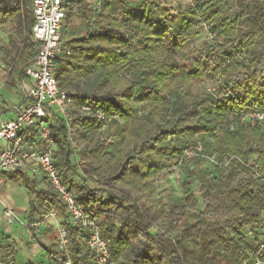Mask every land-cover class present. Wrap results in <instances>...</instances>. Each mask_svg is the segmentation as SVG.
<instances>
[{
	"label": "trees",
	"instance_id": "16d2710c",
	"mask_svg": "<svg viewBox=\"0 0 264 264\" xmlns=\"http://www.w3.org/2000/svg\"><path fill=\"white\" fill-rule=\"evenodd\" d=\"M94 1L65 0L64 23L77 17L85 27L79 36L62 34L55 79L75 106L100 109L108 122L77 110L69 130L48 119L61 182L97 218L115 264H243L251 247L242 232L264 215V122L250 126L229 115L264 110V0H188L174 9L171 0ZM34 23L31 0H0V28L10 30L0 47L9 88L37 56ZM204 34L214 38L195 46ZM11 110L3 103L0 115ZM121 133L129 143L112 152ZM197 143L200 156L181 164L179 194L158 197V177ZM212 155L230 160L205 166ZM2 178L24 188V229L49 264H63L56 230L45 223L50 213L63 224L69 219L59 194L42 174ZM64 227L72 263L91 264L88 229ZM17 256L0 232V264Z\"/></svg>",
	"mask_w": 264,
	"mask_h": 264
},
{
	"label": "built area",
	"instance_id": "2783aa9c",
	"mask_svg": "<svg viewBox=\"0 0 264 264\" xmlns=\"http://www.w3.org/2000/svg\"><path fill=\"white\" fill-rule=\"evenodd\" d=\"M31 6L35 20L32 37L37 44V56L23 75L22 86L27 102L0 115V186L3 183L2 175H13L21 171L29 176L44 175L69 212V219L64 224L54 213L45 217V223L56 230L57 250L64 256L63 264H73L68 253L64 226L75 224L89 231L85 245L92 254L91 264H115L109 255L108 243L100 237L97 218L91 217L88 209L75 201L72 192L59 178L54 159V143L48 126V119L57 117L69 130L73 110L94 118L103 125L108 120L100 109H93L89 105L75 106L72 95L61 92L57 87L55 76L58 58L63 50L61 29L67 14L65 0H31ZM168 7L175 8L172 4ZM95 8L99 9V3ZM212 38L214 35H209V39ZM3 86L4 83L0 84V99ZM229 117L236 119L235 123L253 126L256 122H264V110H248L238 115L230 113ZM235 125L231 123L230 129ZM201 152V143L184 148L180 157L166 169L168 180L174 183L181 173L182 162L199 157ZM255 159L256 157L249 162ZM229 160V157L223 156L219 161L216 155H212L205 158L204 164L211 167L219 162L226 164ZM74 163L80 168L79 160L75 159ZM258 170L257 166L253 168L254 173ZM0 219L8 229L15 225L27 228L24 218L9 207L3 206ZM32 226L36 227L37 223ZM242 234L251 247L243 264H264V215L255 226L245 228ZM13 241L20 248V242L17 239Z\"/></svg>",
	"mask_w": 264,
	"mask_h": 264
},
{
	"label": "rangeland",
	"instance_id": "374dc122",
	"mask_svg": "<svg viewBox=\"0 0 264 264\" xmlns=\"http://www.w3.org/2000/svg\"><path fill=\"white\" fill-rule=\"evenodd\" d=\"M190 1L188 0H171V4L174 7H184L186 5L189 4ZM237 3L240 2V0L236 1ZM229 8V12L235 9V5H231L229 4L227 6ZM77 17H74V19H71L69 22L64 23V25L62 26V34L64 39H66L67 37L70 36H79L83 30V28L85 27V24L83 21L80 20H76ZM10 35V30L8 28H0V47L2 46H6L7 44V38ZM206 35H202L199 36L195 41H194V45L195 46H200L203 45L205 43H207L208 40H210L209 38L206 40L205 39ZM0 58H1V54H0ZM178 80L175 81L174 83L177 84ZM92 86V77H85L83 79V87L85 92H89ZM207 87H209V85L204 84L200 86L201 90H205L207 89ZM142 105V104H140ZM16 108V107H14ZM13 111V110H11ZM106 129L103 128L102 131H104ZM129 143V139L127 137V134L125 133H121L114 145L111 147V151L115 152L117 149L119 148H126L127 145ZM167 171L164 170L162 172V174L158 177V179L156 180L155 183V191H156V195L161 198H164L166 195L168 194H179V182H180V177H181V173L178 175L179 177L177 178V180H175V184L170 182L168 180V176L167 175ZM74 181H77L78 179L76 178V176H72L71 177ZM3 179V184L0 186V199L1 200H7L9 201V206L14 209L15 207L20 209L22 207H28V200H27V196H26V192L24 190V188H22L19 184L17 183H13L7 179ZM26 212L24 213L23 217L25 216ZM22 217V215H21ZM41 229H43V226H39L38 231L41 232ZM27 234L30 236L29 232H27ZM31 238V236H30ZM30 243H34L32 238H31V242ZM24 254V251H18V263L20 264L21 261V257Z\"/></svg>",
	"mask_w": 264,
	"mask_h": 264
},
{
	"label": "crops",
	"instance_id": "0c3cea01",
	"mask_svg": "<svg viewBox=\"0 0 264 264\" xmlns=\"http://www.w3.org/2000/svg\"><path fill=\"white\" fill-rule=\"evenodd\" d=\"M85 1H86V3L90 4L91 6H93V3L95 2L94 0H85ZM72 19H74V17ZM76 20L81 21V19H79V18H77ZM23 66H24V64L21 63L19 65V68H21ZM5 76H6V73L4 71L2 61L0 58V84L4 83V86L2 88V99H1L0 106L3 103H5L7 106V109H14V107L20 106L22 104L23 98H25L24 89L22 86L23 76H21V78H20L18 74H15L12 77L14 85L11 86L10 88L7 87L5 84ZM8 112H10V111H8ZM3 206L11 208L9 206V201L0 199V214H1V210H2ZM13 210L20 217L22 215V218H24L23 215L27 211V207H22L20 209L15 207ZM0 232L2 235L9 236L13 240L17 239L20 242V248H18L16 246L18 251H21V250L24 251V254L21 257L22 262L20 264H49V261L46 257L45 252L37 244H35L33 239L32 240L34 243H30L31 238L27 234V232L24 228H21L20 226L15 225V226L8 229L7 227H5V225L3 224V222L0 219ZM18 258L19 257L17 256L15 264H19Z\"/></svg>",
	"mask_w": 264,
	"mask_h": 264
}]
</instances>
